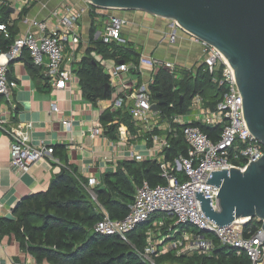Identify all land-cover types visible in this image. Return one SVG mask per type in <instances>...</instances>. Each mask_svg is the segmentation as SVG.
Listing matches in <instances>:
<instances>
[{"label":"built area","instance_id":"2783aa9c","mask_svg":"<svg viewBox=\"0 0 264 264\" xmlns=\"http://www.w3.org/2000/svg\"><path fill=\"white\" fill-rule=\"evenodd\" d=\"M2 1L0 0V7ZM1 9V8H0ZM83 10L71 8H57L51 12L55 18L53 25H48L45 21L35 22L37 33L27 32L16 34L6 50L0 49V98L12 99L14 88L17 82L8 78V65L18 59L26 51L33 65L42 68L44 76L53 88H65L71 77L69 68L63 65L64 43L67 42L71 34L72 44L77 43V20ZM126 24V20L117 15H110L103 26L101 39L106 44H123L121 31ZM10 22H0V32L5 38L11 37ZM170 39L174 40L176 29L179 28L176 22L170 20ZM203 63L210 74L213 75V82L224 88L221 99L213 109L203 105V98L196 94L193 96L188 114H173L164 117L160 110L153 111L148 85L142 84L132 87L129 95L120 96L113 100L111 107L118 109L125 106L127 97L131 94V99L127 106L133 120L141 122L143 128L150 130L153 115H157V128L160 120H165V135L150 134L147 141L152 145H157V162L159 164L160 175L165 183L150 185L147 180H143L135 188L132 204L128 213L121 219H113L109 216L103 206H99L100 219L94 224L95 232L104 235L118 236L122 241L134 246L129 238V233L137 226L146 223L152 216L161 214V219L154 225L146 229L147 245L139 255L150 264H155L152 254L167 251L168 249H185L199 254H208L213 247V241L205 237L204 233H210L221 245L234 248L237 255L245 253L248 264H264V230L260 224L255 231L245 230L246 219H235L230 224L218 226L207 218L200 206V200L196 198L195 191L203 193L204 197H211V206L218 209V187L206 184L212 171H220L230 167L243 170L250 161H256L264 154V146L250 133L244 116L242 107V97L237 88L233 69L228 64L222 53L215 47L203 42ZM139 65H147L154 69H164L168 73L175 74V65L160 58L145 57L140 55ZM135 66L131 63L114 62L112 69L108 70L110 83L115 84L120 78V74ZM220 76H217V74ZM152 82V81H151ZM172 106V105H170ZM56 110V108H53ZM186 116H191L185 119ZM194 122H201L211 126H221L218 139L213 140L204 133ZM64 125L68 122L63 120ZM115 121L108 123L114 124ZM103 125H97L93 129V134H100ZM0 130L8 135L10 164L19 172L25 173L29 167L37 162L50 159L58 162L53 156V147L43 143L33 144L29 131L22 123L7 122L2 118L0 109ZM119 134L130 135L129 130L118 129ZM181 133L188 150L187 154H179L172 161L165 160L164 150L169 147V139L177 137ZM136 160L143 161L140 156ZM94 179H88L85 188L96 200L93 191ZM164 219H173L175 230H172L166 239H170V248L158 249L159 241H153L154 230L161 227ZM154 220V219H153ZM159 224V226H158ZM190 225L197 232H190L186 229L178 228L181 225ZM178 234V235H176ZM164 238V239H165ZM157 243V244H155ZM165 249V250H164ZM180 254V253H179Z\"/></svg>","mask_w":264,"mask_h":264},{"label":"crops","instance_id":"0c3cea01","mask_svg":"<svg viewBox=\"0 0 264 264\" xmlns=\"http://www.w3.org/2000/svg\"><path fill=\"white\" fill-rule=\"evenodd\" d=\"M1 1L2 15L6 22L11 23L10 28L16 34H36L37 27L34 24L38 21L53 25L55 18L51 12L57 8L83 11L77 20V43L72 44L71 34L64 43L63 65L71 71L65 88H53L42 68L33 69L26 56L15 59L12 65H8L7 75L16 80L17 86L10 102L0 98L2 118L7 122L22 123L29 131L33 144L52 146L53 156L58 162L45 158L31 165L25 173L19 172L10 164V139L0 130V217L13 218V209L18 202L34 193L45 191L50 180L62 168L75 169L86 180L94 179V186H102L104 175L114 171L123 160H136V156H140L142 160H157V145L147 141L150 134L165 135V120H160L159 126L162 129H158L157 115L150 119V130L143 128L141 122L134 121V129L129 131L130 135L119 134L118 130V137L111 139L105 133V127L100 134H93L97 125L104 126L100 120L101 114L105 110L115 111L111 107L113 100L128 96L132 87L151 83L157 69L138 64L137 67L120 74L121 79L115 84L110 83V80V97L95 102L83 97L79 78L74 70L86 50L92 46L93 40L101 37L105 21L110 15L126 20L121 31L124 43H130L139 56L172 62L175 65V74L178 75L181 70H194L203 63L202 43L180 28L176 29L175 38L171 40L170 20L139 10H118L114 14L110 9L93 10L85 0ZM90 55L100 61L106 74L116 62L112 58H103L94 51ZM204 103L205 100V106ZM189 118L191 116L185 117ZM63 120L69 123L68 126L62 123ZM121 128L127 130L125 126ZM15 259L26 264L35 263L29 254L19 250L16 241L7 236L2 237L0 264H16Z\"/></svg>","mask_w":264,"mask_h":264},{"label":"trees","instance_id":"16d2710c","mask_svg":"<svg viewBox=\"0 0 264 264\" xmlns=\"http://www.w3.org/2000/svg\"><path fill=\"white\" fill-rule=\"evenodd\" d=\"M90 8L97 9L92 5ZM2 13L1 9L0 22L4 23L6 20ZM9 30L10 38H5L0 32L1 50L8 48L16 34L12 28ZM91 51L116 62H131L135 67L138 66L139 53L130 43L106 44L101 37L93 40L92 46L86 50L74 72L79 78L83 97L95 102L98 99H108L112 90L110 86L106 87L110 82L109 75L103 71L100 61L90 55ZM22 56H26L32 68L36 69L37 66L32 64L26 51ZM148 88L152 102L163 101L159 110L165 118L173 114H188L191 100L196 94L202 96L205 106L213 109L224 90L213 82V75L208 72L204 63L194 70H181L179 75L158 69ZM100 120L111 139L118 137L117 131L121 126L132 131L135 124L129 106L124 105L112 112L105 110ZM111 121L115 123L108 125ZM194 124L213 140L218 139L220 125L211 126L201 122ZM187 150L182 134L179 133L177 137L169 139V147L164 150L165 160L172 161L179 154H187ZM54 154L56 155V150ZM144 179L150 185L165 183L156 160H123L114 171L104 175L102 186L93 187L96 196V200H93L85 188L88 180L75 169L62 168L50 180L45 191L34 193L18 202L13 209V218L0 217V239L4 236L12 238L20 251L34 259V264H150L140 257L139 252L144 251L147 245L146 224L153 221L156 215L129 233L134 246L118 236L100 234L93 229L101 217L100 205L111 218H123L132 204L136 186ZM173 222V219H164L163 225L154 230L152 240L159 241L175 230ZM259 224L256 218H251L245 224V230L253 232ZM178 228L197 232L188 224ZM199 233L213 241L212 250L208 254H175V249H168L157 256L152 254L155 264H163L167 260L182 264H248L245 253L237 255L234 248L221 245L212 234ZM163 245L164 242L158 249L161 250ZM15 263L26 264L18 259H15Z\"/></svg>","mask_w":264,"mask_h":264},{"label":"water","instance_id":"95a60500","mask_svg":"<svg viewBox=\"0 0 264 264\" xmlns=\"http://www.w3.org/2000/svg\"><path fill=\"white\" fill-rule=\"evenodd\" d=\"M100 9L139 10L176 22L200 42L219 50L233 69L250 133L264 146V0H85ZM109 84L106 85L108 87ZM134 98L131 94L125 106ZM163 101L151 105L159 109ZM218 209L195 191L205 216L218 226L258 218L264 230V154L243 169L212 171Z\"/></svg>","mask_w":264,"mask_h":264},{"label":"rangeland","instance_id":"374dc122","mask_svg":"<svg viewBox=\"0 0 264 264\" xmlns=\"http://www.w3.org/2000/svg\"><path fill=\"white\" fill-rule=\"evenodd\" d=\"M112 13H114V14H116L117 12H118V10H110ZM108 61H106V63H107ZM161 219V214H159V215H156V218L153 220V221H151L149 224H146V226L147 227H149V226H151V225H154V224H156L157 222H158V220H160ZM158 226H159V224H158ZM160 227V226H159ZM159 227H157V228H159ZM189 229H191L190 227H189ZM154 233V232H153ZM170 239H164V237H162L161 239H160V241H159V245L158 246H160V244H162L163 242H164V248H170ZM155 244H157V243H155ZM165 250V249H164ZM194 251H190V252H187V250H185V249H176V253L175 254H179V253H186L187 255H191L192 253H193ZM197 252V251H196ZM159 254H161V253H158V255ZM163 264H182V263H178V262H174V261H171V260H167V261H165Z\"/></svg>","mask_w":264,"mask_h":264}]
</instances>
